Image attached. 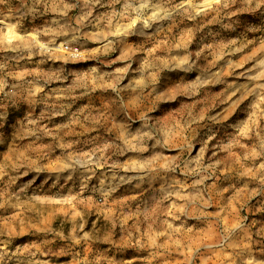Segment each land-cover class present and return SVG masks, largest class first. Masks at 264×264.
<instances>
[{
    "label": "rangeland",
    "instance_id": "374dc122",
    "mask_svg": "<svg viewBox=\"0 0 264 264\" xmlns=\"http://www.w3.org/2000/svg\"><path fill=\"white\" fill-rule=\"evenodd\" d=\"M0 264H264V0H0Z\"/></svg>",
    "mask_w": 264,
    "mask_h": 264
},
{
    "label": "bare ground",
    "instance_id": "6f19581e",
    "mask_svg": "<svg viewBox=\"0 0 264 264\" xmlns=\"http://www.w3.org/2000/svg\"><path fill=\"white\" fill-rule=\"evenodd\" d=\"M174 100V99H173ZM173 102V101H172ZM169 103V102H168ZM171 103V102H170ZM169 105V104H168Z\"/></svg>",
    "mask_w": 264,
    "mask_h": 264
},
{
    "label": "built area",
    "instance_id": "2783aa9c",
    "mask_svg": "<svg viewBox=\"0 0 264 264\" xmlns=\"http://www.w3.org/2000/svg\"><path fill=\"white\" fill-rule=\"evenodd\" d=\"M64 47L66 48V46L64 45Z\"/></svg>",
    "mask_w": 264,
    "mask_h": 264
}]
</instances>
